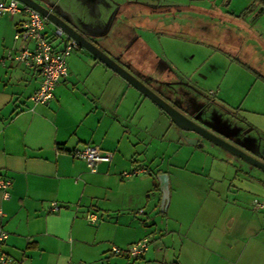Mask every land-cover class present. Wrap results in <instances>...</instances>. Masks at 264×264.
I'll use <instances>...</instances> for the list:
<instances>
[{"label": "crops", "instance_id": "0c3cea01", "mask_svg": "<svg viewBox=\"0 0 264 264\" xmlns=\"http://www.w3.org/2000/svg\"><path fill=\"white\" fill-rule=\"evenodd\" d=\"M36 1L67 15L86 38L231 143L251 153L234 137L250 129L264 137V27L231 18L245 15L254 21L264 14V0L252 14H241L252 0H245L238 14L225 13L214 0L209 5L198 0ZM24 17L22 12L0 15V175L11 181L6 197L0 190V228L7 232L0 251L14 264H240L243 258L249 263L246 247H238L243 235H233L234 225H245L239 190L227 169V159L234 156L226 152L224 159L204 151L200 160H209L207 170L188 171L185 163L170 171L169 161L162 169L164 154L153 153V140L155 150L179 147L178 127L82 47L67 56L68 74L55 84L53 96L44 104L34 103L30 95L39 86V74L8 56L22 46L14 32ZM49 25L54 27L47 23V31ZM162 38L175 44L206 43L212 47L207 60L230 58L244 81L239 72L224 81L229 63L219 78L213 76L215 66L203 70L201 80L182 74L167 60ZM87 143L112 151V158L90 169L71 154ZM193 154L191 160H196ZM155 173L168 176L163 207ZM52 202L58 205L55 211ZM159 205L161 213L152 215ZM143 237L149 244L137 258L113 250Z\"/></svg>", "mask_w": 264, "mask_h": 264}, {"label": "rangeland", "instance_id": "374dc122", "mask_svg": "<svg viewBox=\"0 0 264 264\" xmlns=\"http://www.w3.org/2000/svg\"><path fill=\"white\" fill-rule=\"evenodd\" d=\"M198 1H200L201 4H205V5H209L212 2V1L210 2V0H198ZM214 1L215 3H217V5H219V9L224 10L225 13L234 12L238 14L242 6L246 4L245 0H230L229 2L224 0H214ZM231 18L234 20H240L244 24L252 28L264 27V14L262 13L258 14L254 21L250 19L251 16L247 17L245 15H243L242 17L233 16ZM53 28L54 27L52 25L49 28H47L48 32L50 31L52 32L53 30L51 29ZM161 43L167 60L170 63L176 65L175 67H177L178 70H180L181 73L184 75H190V76L193 75L194 79L201 80L199 78L202 77L201 74L202 71L209 70V68L215 66L217 67L216 70L217 72L216 75L213 76L219 78L221 74L226 73L225 65L229 63L227 66H229L230 68L227 71V76L224 79V81L231 80L238 72L240 73V76L237 77H243V81H244V74L241 73V70L237 68L235 63L234 65H230V58L225 56V58L223 57L224 61L222 62L216 61L215 58H210V60H207L208 54H210L209 49H211L212 47H210L206 43L198 42V41L195 42L186 41L185 43L181 42L175 44V43H171L169 40L165 38H162ZM248 79H249L248 81L250 82L251 79L250 78ZM241 114L242 112L239 111V115ZM261 123L264 124V119H262ZM245 129L246 128H244L243 130ZM153 131L154 134L157 133L156 129L154 130V128ZM171 135L172 134L170 133L169 136ZM244 135H245L244 137L247 138V141L245 140L246 142H244V140L240 139L238 143L248 147L251 151V154L253 153V155L256 156L257 158L264 157V137L259 138L257 133H255V131L251 129L247 130ZM153 144H154L153 145L154 154H157L158 156H161L162 153L164 154V162L162 165V169H166L167 161H169L170 164L168 165V168L170 169V171H175L176 168L177 170H181L185 165V163H187L186 168L188 169V171L190 170L197 171L202 168L207 170V168L209 167V160L207 161L200 160V158L204 154L203 153L204 151H210L218 155V157L224 159H226L224 153L226 152L228 153L227 150L217 145H214L210 141H206V139H200L194 145L185 142V140L181 137L179 141V147L173 148V146L170 145L169 148L167 149H159V150H155L157 144L156 140H153ZM177 148L178 150H176ZM192 154L194 155L192 158H195L196 160L194 159L191 160L190 155ZM229 154H231L234 157L233 158L230 157L229 160L227 159V162L230 163L229 167L227 166V169L228 170L231 169L230 174H231L232 183L239 190V193H237V198L240 199L239 206L242 215L240 219L242 223H245V225L243 226L234 225L233 235H236V233H238V235L240 234L243 235V241L238 246L239 250L240 251L244 250V248L246 247L245 250L249 252L247 254V259L249 260V263L246 262L244 258L242 260H239L238 263L264 264V205H262L258 209L252 203L253 198H255L259 200L262 204H264V171L249 164L247 161L235 156L232 153ZM215 163H217L216 165L217 169L222 170L224 168L222 165H220L218 161H216ZM150 173L154 174L152 171ZM158 174L159 173H155L157 178H158ZM175 184H177V182L175 183L172 178L171 185L174 186ZM203 185H205L206 187L208 186L207 182L204 183ZM160 213H161V205L154 208V210L152 211V215L160 214Z\"/></svg>", "mask_w": 264, "mask_h": 264}, {"label": "built area", "instance_id": "2783aa9c", "mask_svg": "<svg viewBox=\"0 0 264 264\" xmlns=\"http://www.w3.org/2000/svg\"><path fill=\"white\" fill-rule=\"evenodd\" d=\"M22 12L25 17L20 20L14 32V39H20L22 46L8 56L22 62L26 67L37 71L40 82L37 89L30 95L34 103H46L54 93L55 84L68 74L67 56L74 49L78 48V42L69 37L64 39L65 34L58 27L54 26L52 32L45 29L46 19L36 9L20 2L19 0H0V15L3 13L15 14ZM60 41V47L53 44V40ZM72 156L84 159L90 169L94 170L100 161H109L112 158V151L102 149L97 144L87 143L82 148L72 151ZM138 171V170H135ZM134 171V172H135ZM11 181L7 177L0 175V190L2 195L7 196L6 189ZM255 207L259 208L262 204L259 200L253 199ZM58 205L51 203V210H57ZM142 210H140L141 212ZM0 208V215H2ZM90 221L95 220V216L88 215ZM7 238V232L0 228V243ZM149 238L143 237L126 248L113 247L118 253H125L132 257L141 256L147 249ZM1 264H14L13 258L3 251H0ZM67 264H84L81 261H68ZM158 264H174L172 262L160 261Z\"/></svg>", "mask_w": 264, "mask_h": 264}, {"label": "water", "instance_id": "95a60500", "mask_svg": "<svg viewBox=\"0 0 264 264\" xmlns=\"http://www.w3.org/2000/svg\"><path fill=\"white\" fill-rule=\"evenodd\" d=\"M20 2L36 9L46 19V23H51L55 27H58L65 34L64 39L69 37L74 38L78 42V48L82 47L90 52L93 56L98 58L112 70L117 72L126 81L132 84L138 91L153 101L158 107H160L170 118V120L178 127V133L185 142L189 144H195L198 141V137L188 136L187 132L195 133L201 138L210 141L214 145H217L235 156L247 161L249 164L264 171V160L257 158L241 147L231 143L218 133L206 128L190 115L184 113L172 103L167 101L158 92L153 90L150 86L140 80L135 74L130 72L127 68L113 59L107 52H105L100 46L86 38L80 31L77 30L69 21L67 15L60 14L56 9L50 6L47 2H39L36 0H19ZM160 185L162 189L161 205L166 204L168 199V176L166 173L159 174Z\"/></svg>", "mask_w": 264, "mask_h": 264}, {"label": "trees", "instance_id": "16d2710c", "mask_svg": "<svg viewBox=\"0 0 264 264\" xmlns=\"http://www.w3.org/2000/svg\"><path fill=\"white\" fill-rule=\"evenodd\" d=\"M259 0H252L249 5L244 7L241 14H252L256 8L261 4Z\"/></svg>", "mask_w": 264, "mask_h": 264}, {"label": "flooded vegetation", "instance_id": "af4514ba", "mask_svg": "<svg viewBox=\"0 0 264 264\" xmlns=\"http://www.w3.org/2000/svg\"><path fill=\"white\" fill-rule=\"evenodd\" d=\"M156 87L159 89V91L164 92L163 90H161V89L159 88V86L154 85V88H156ZM208 102H209V101H208ZM186 104H187V102H186ZM208 104H209V103H208ZM187 106L190 107L189 104H187ZM187 106H186V107L183 106L184 109H187V110H188L189 108H188ZM190 108H191V107H190ZM188 113H189V112H188ZM190 113H192V112H190ZM194 114H195V113H194ZM195 115L197 116V114H195ZM227 130H228V129H227ZM233 130H234V129L232 128L231 131H233ZM242 132H244V130H243V131L241 130V132H239V134H241ZM244 136H245L244 133H242L241 136H240L241 138L238 137V136H235L234 139H235V141H239V140L241 139V140H244V142H246V141H247V138H245ZM244 138H245V139H244ZM245 140H246V141H245ZM248 140H249V139H248ZM247 152H248V151H247ZM261 160H264V159H261Z\"/></svg>", "mask_w": 264, "mask_h": 264}]
</instances>
